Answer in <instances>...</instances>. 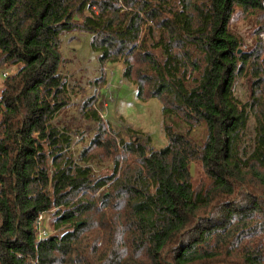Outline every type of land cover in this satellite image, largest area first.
I'll return each instance as SVG.
<instances>
[{"label":"trees","instance_id":"16d2710c","mask_svg":"<svg viewBox=\"0 0 264 264\" xmlns=\"http://www.w3.org/2000/svg\"><path fill=\"white\" fill-rule=\"evenodd\" d=\"M72 30L160 101L165 146L109 131L91 97L72 150L83 132L53 122ZM0 72V264H264V0H0ZM46 213L59 233L39 238Z\"/></svg>","mask_w":264,"mask_h":264},{"label":"rangeland","instance_id":"374dc122","mask_svg":"<svg viewBox=\"0 0 264 264\" xmlns=\"http://www.w3.org/2000/svg\"><path fill=\"white\" fill-rule=\"evenodd\" d=\"M238 36L250 43L253 36V19L236 15L231 25ZM92 34L81 30H72L60 35L59 50L65 64L62 72L68 82L69 103L64 106L53 120L62 127L80 130L82 134H73L72 150H78L89 144L98 124L82 119L78 112L85 100L95 98L92 106L96 109L100 123L109 131L118 132L128 139L133 132H142L148 136L149 145L160 149L166 145L164 119L161 103L156 98L141 101L136 97V86L122 77V65L119 62L107 63L103 68L99 65L100 53L91 47ZM8 70L13 71L14 68ZM100 77H103L102 86ZM3 77L0 72V89ZM99 84V85H98ZM165 122L174 130L184 129V124L176 117H170ZM193 130L196 141L201 144L205 137L204 127L200 126L201 134ZM131 132V133H130ZM99 174H109L111 165L101 161L93 165ZM51 214H44L41 224L49 235L57 234L50 223Z\"/></svg>","mask_w":264,"mask_h":264},{"label":"built area","instance_id":"2783aa9c","mask_svg":"<svg viewBox=\"0 0 264 264\" xmlns=\"http://www.w3.org/2000/svg\"><path fill=\"white\" fill-rule=\"evenodd\" d=\"M43 215H39L37 219V228H38V234L39 238L45 237L48 235V232L46 231L45 227L41 224Z\"/></svg>","mask_w":264,"mask_h":264}]
</instances>
